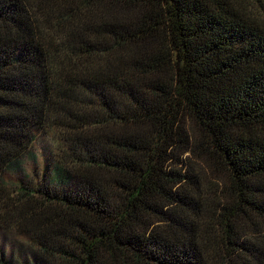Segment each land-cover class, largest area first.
Instances as JSON below:
<instances>
[{
    "label": "trees",
    "instance_id": "trees-1",
    "mask_svg": "<svg viewBox=\"0 0 264 264\" xmlns=\"http://www.w3.org/2000/svg\"><path fill=\"white\" fill-rule=\"evenodd\" d=\"M4 234L0 264H264V0H0Z\"/></svg>",
    "mask_w": 264,
    "mask_h": 264
},
{
    "label": "rangeland",
    "instance_id": "rangeland-1",
    "mask_svg": "<svg viewBox=\"0 0 264 264\" xmlns=\"http://www.w3.org/2000/svg\"><path fill=\"white\" fill-rule=\"evenodd\" d=\"M47 146H49V138H47L46 136H43L40 139L39 145L37 146V150L38 152L41 154L42 151H40V147L43 148H47ZM12 236H10L9 234H4L3 236L0 237V242L3 243V245L5 246L6 249H13L16 250L21 244H19ZM22 246V245H21Z\"/></svg>",
    "mask_w": 264,
    "mask_h": 264
}]
</instances>
